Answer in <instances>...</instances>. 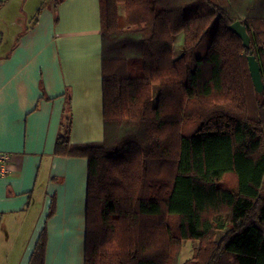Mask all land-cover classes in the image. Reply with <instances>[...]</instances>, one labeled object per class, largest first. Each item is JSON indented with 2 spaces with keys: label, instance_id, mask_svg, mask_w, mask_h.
<instances>
[{
  "label": "trees",
  "instance_id": "16d2710c",
  "mask_svg": "<svg viewBox=\"0 0 264 264\" xmlns=\"http://www.w3.org/2000/svg\"><path fill=\"white\" fill-rule=\"evenodd\" d=\"M99 17L103 138L70 141L67 100L53 147L87 159L84 264H264V88L247 63L264 86V0H99ZM45 249L44 225L28 264Z\"/></svg>",
  "mask_w": 264,
  "mask_h": 264
},
{
  "label": "crops",
  "instance_id": "0c3cea01",
  "mask_svg": "<svg viewBox=\"0 0 264 264\" xmlns=\"http://www.w3.org/2000/svg\"><path fill=\"white\" fill-rule=\"evenodd\" d=\"M56 16L41 7L5 52L0 35V264H28L44 225L45 264H84L87 159L53 147L67 100L70 141L103 138L99 0H61Z\"/></svg>",
  "mask_w": 264,
  "mask_h": 264
},
{
  "label": "rangeland",
  "instance_id": "374dc122",
  "mask_svg": "<svg viewBox=\"0 0 264 264\" xmlns=\"http://www.w3.org/2000/svg\"><path fill=\"white\" fill-rule=\"evenodd\" d=\"M58 0H15L12 9L0 17V35L2 37L1 50L6 51L14 43L18 35L31 23L38 7H52ZM4 5V4H3ZM182 33L175 37L174 52L180 49ZM153 93L157 90V85H152ZM260 192L264 194V178L260 186ZM195 242L185 241L181 249L180 260L192 254Z\"/></svg>",
  "mask_w": 264,
  "mask_h": 264
},
{
  "label": "water",
  "instance_id": "95a60500",
  "mask_svg": "<svg viewBox=\"0 0 264 264\" xmlns=\"http://www.w3.org/2000/svg\"><path fill=\"white\" fill-rule=\"evenodd\" d=\"M228 28L241 38L242 43L245 47H249V36L244 25L240 23L239 20H236L229 24ZM247 63L254 88L257 92H261L264 86L261 80L259 64L254 55L251 54V52L247 55Z\"/></svg>",
  "mask_w": 264,
  "mask_h": 264
},
{
  "label": "built area",
  "instance_id": "2783aa9c",
  "mask_svg": "<svg viewBox=\"0 0 264 264\" xmlns=\"http://www.w3.org/2000/svg\"><path fill=\"white\" fill-rule=\"evenodd\" d=\"M8 159V153L0 152V173L5 174L7 172L4 164Z\"/></svg>",
  "mask_w": 264,
  "mask_h": 264
}]
</instances>
